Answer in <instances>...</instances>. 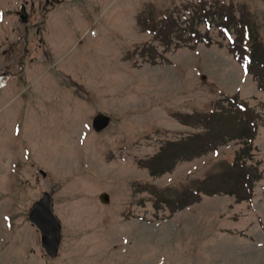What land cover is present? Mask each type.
<instances>
[{
	"label": "rangeland",
	"instance_id": "rangeland-1",
	"mask_svg": "<svg viewBox=\"0 0 264 264\" xmlns=\"http://www.w3.org/2000/svg\"><path fill=\"white\" fill-rule=\"evenodd\" d=\"M0 72V264H264V0H0Z\"/></svg>",
	"mask_w": 264,
	"mask_h": 264
},
{
	"label": "water",
	"instance_id": "water-1",
	"mask_svg": "<svg viewBox=\"0 0 264 264\" xmlns=\"http://www.w3.org/2000/svg\"><path fill=\"white\" fill-rule=\"evenodd\" d=\"M108 122L109 117L107 115L99 114L93 119V127L96 130H101ZM42 174L45 175L44 172ZM50 201V195L44 193L41 199L33 203L29 219L39 228L41 232V245L46 253L54 257L58 252L61 226L52 212Z\"/></svg>",
	"mask_w": 264,
	"mask_h": 264
},
{
	"label": "trees",
	"instance_id": "trees-1",
	"mask_svg": "<svg viewBox=\"0 0 264 264\" xmlns=\"http://www.w3.org/2000/svg\"><path fill=\"white\" fill-rule=\"evenodd\" d=\"M241 172V171H240Z\"/></svg>",
	"mask_w": 264,
	"mask_h": 264
}]
</instances>
